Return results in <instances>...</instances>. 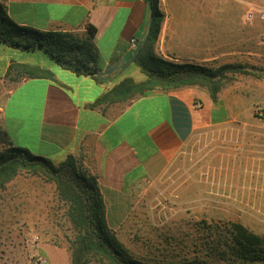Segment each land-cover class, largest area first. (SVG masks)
<instances>
[{
  "label": "crops",
  "instance_id": "0c3cea01",
  "mask_svg": "<svg viewBox=\"0 0 264 264\" xmlns=\"http://www.w3.org/2000/svg\"><path fill=\"white\" fill-rule=\"evenodd\" d=\"M0 3L7 15L22 26L79 35L87 32L88 25L96 28L99 70L94 75H78L41 49L24 51L0 43V128L6 132L8 144L27 148L55 164L69 155L78 158L84 170L98 180L109 228L136 259L157 264L158 248L150 244L139 245L146 254L134 253L137 231L148 226L134 220V214L149 210L137 206L136 199L147 194L150 183L177 159L196 131H210L232 117H241L238 111L250 108V103H264V77L261 80L254 75L231 73L232 80L220 89L215 102L208 89L185 86L154 90L129 101L96 104L100 96L124 79L145 78L133 61L137 50L131 40L135 38L141 44L146 38L151 20L148 3ZM169 4L187 8L186 12L173 9L163 22L156 49L164 58L209 68L224 64L264 68V27L258 19L246 22L245 16L212 15L209 0H170ZM189 6L194 9L191 11ZM39 54L41 60L36 58ZM14 63L36 64L53 77H18L8 73ZM5 145L0 142V148ZM37 180L43 182L41 187L36 185ZM49 185L56 188L42 176L25 173L0 188L4 196L0 206L7 209L5 213L14 214L8 225H22L20 215L32 216L50 208L51 195L45 192ZM7 247L8 251L0 256L2 261L30 262L29 247L15 242ZM36 252L47 257L48 264H71V253L65 244L38 243Z\"/></svg>",
  "mask_w": 264,
  "mask_h": 264
},
{
  "label": "rangeland",
  "instance_id": "374dc122",
  "mask_svg": "<svg viewBox=\"0 0 264 264\" xmlns=\"http://www.w3.org/2000/svg\"><path fill=\"white\" fill-rule=\"evenodd\" d=\"M209 1L211 14L220 17L245 16L250 4L257 2ZM169 2L160 0L165 18L173 9L186 12V6H171ZM156 48L157 40L155 52L163 57ZM40 55L37 60H41ZM240 65L251 73H241L244 77H264V68ZM225 82L230 83L226 79ZM238 112L241 117H232L217 128L196 131L177 159L150 183L147 194L136 199L137 206L149 209L133 217L148 224L137 231L136 255L147 253L139 247L146 243L160 248L155 249L160 257L157 264L182 263L197 257L222 263L225 258L219 260L210 253L206 242L224 240L222 231L231 224H242L264 237V103H250V108ZM42 183L36 181L40 187ZM45 192L51 195V207L32 216L20 215L21 226H9L14 214L5 213L7 209L0 206V256L8 251V244L21 243L29 247L28 264H33L32 258L38 254V244L32 241L35 234L40 236V243L65 244L71 253L74 232L66 217V206L59 200L56 188L49 185ZM3 199L0 195V203ZM0 264L11 263L0 259Z\"/></svg>",
  "mask_w": 264,
  "mask_h": 264
},
{
  "label": "trees",
  "instance_id": "16d2710c",
  "mask_svg": "<svg viewBox=\"0 0 264 264\" xmlns=\"http://www.w3.org/2000/svg\"><path fill=\"white\" fill-rule=\"evenodd\" d=\"M151 13L150 27L145 40L133 58L145 78L135 81L126 78L100 96L96 104L129 101L154 90L169 91L185 86L208 89L215 102L218 92L226 84L227 73L251 74L243 65L224 64L209 68L191 63H176L158 56L155 42L161 32L165 14L160 0H145ZM96 28L88 25L79 35L65 31H43L14 22L0 3V43L24 51L41 49L56 63L78 75H94L99 70L98 48L94 42ZM18 77H49L53 75L36 64H12L8 73ZM0 188H4L20 173L39 175L56 186L59 200L66 206V217L74 238L70 240L71 264H149L134 258L109 228L105 201L97 178L82 167L78 158L69 155L59 164L34 154L27 148L12 146L6 141V132L0 128ZM224 240L206 242L210 253L222 263H213L197 257L175 264H264V237L246 226L233 223L223 231ZM209 258V257H208Z\"/></svg>",
  "mask_w": 264,
  "mask_h": 264
},
{
  "label": "built area",
  "instance_id": "2783aa9c",
  "mask_svg": "<svg viewBox=\"0 0 264 264\" xmlns=\"http://www.w3.org/2000/svg\"><path fill=\"white\" fill-rule=\"evenodd\" d=\"M255 19H258L264 27V0H259L257 2L250 4V7L245 14V21L246 22H252ZM263 42H264V36H263ZM131 44H132V47L136 50L140 46L139 42L135 38L131 40ZM32 241L37 243V244L40 243V236L36 235V234L32 235ZM24 247H26V245ZM32 263L33 264H48L49 261H48L47 257H45L41 254H36L32 258Z\"/></svg>",
  "mask_w": 264,
  "mask_h": 264
}]
</instances>
